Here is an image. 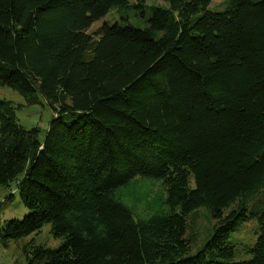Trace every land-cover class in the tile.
Listing matches in <instances>:
<instances>
[{
  "label": "trees",
  "instance_id": "1",
  "mask_svg": "<svg viewBox=\"0 0 264 264\" xmlns=\"http://www.w3.org/2000/svg\"><path fill=\"white\" fill-rule=\"evenodd\" d=\"M163 1L0 0V85L53 112L40 138L0 99V187L28 210L0 244L61 240L21 243L27 264H264V0ZM112 8L145 25L90 33ZM200 207L213 232L190 254Z\"/></svg>",
  "mask_w": 264,
  "mask_h": 264
},
{
  "label": "rangeland",
  "instance_id": "2",
  "mask_svg": "<svg viewBox=\"0 0 264 264\" xmlns=\"http://www.w3.org/2000/svg\"><path fill=\"white\" fill-rule=\"evenodd\" d=\"M224 0H214L209 8H222ZM146 5H165L163 0H146ZM147 15V10H146ZM119 21L128 23L136 27L145 25L144 18L139 15L136 9L128 8H112L108 14L94 22L89 28L90 33H94L102 24H113ZM0 99L11 101L14 105H21L16 109L18 122L26 127H39L41 129L40 138H43L45 130L48 128L49 122L53 117V112L47 102L40 96L39 103L28 105L24 97L17 91L0 85ZM146 185V183H144ZM146 187V186H145ZM159 189L158 185H154V190ZM12 198L8 197L9 190L0 187V227L4 222L11 218L22 219L28 212L24 205L20 202L18 190L15 183L11 184ZM128 195L131 201H134L131 193ZM132 203V202H130ZM139 210V209H138ZM214 220L211 218L209 211L200 207L191 212L187 216L186 237L190 240V254H195L201 250L206 240L213 232ZM257 221L255 219L243 222L238 226L236 231L232 233L230 241L234 245V260H246L249 255L243 250L247 245H253L258 236ZM33 239L36 244L54 248L61 243L60 239L54 238L50 232V225L45 224L37 234H30L16 241H10L8 247L0 244V264H27L25 256L20 250L23 242Z\"/></svg>",
  "mask_w": 264,
  "mask_h": 264
}]
</instances>
